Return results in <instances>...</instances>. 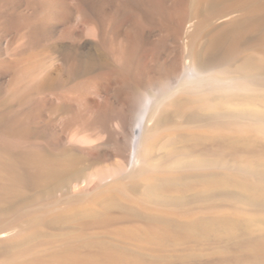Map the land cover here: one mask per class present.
<instances>
[{"label": "rangeland", "instance_id": "374dc122", "mask_svg": "<svg viewBox=\"0 0 264 264\" xmlns=\"http://www.w3.org/2000/svg\"><path fill=\"white\" fill-rule=\"evenodd\" d=\"M137 1L128 9L124 0H100L105 36L98 45L84 33L69 34L77 16L71 0H54L55 17L48 19L59 27L38 29L29 41L20 38L14 24L22 10L18 0L0 14V110L14 109L15 99L36 84L43 83L42 90H78L97 76L103 95L114 96L116 90L120 104L125 80L154 87L180 62L186 39L199 60L215 65L186 94L206 97L202 108L193 103L168 111L147 153L148 178L107 181L99 194L76 202L68 197L88 185L85 178L75 180V189V181L66 178L43 181L0 201V264H58L53 261L61 255L70 260L66 264H264L256 255L264 249V23L240 35L230 26L218 28L258 4L264 15V0L246 5L219 0L211 8H194V0ZM80 4L87 9L84 1ZM140 19L141 48L130 56L129 66H121L113 49ZM246 58L259 67L243 69L240 61ZM242 81L247 86L241 87ZM104 138L97 133L94 140ZM115 161L107 149L92 147L66 176L92 175ZM20 212L27 214L23 221L16 219Z\"/></svg>", "mask_w": 264, "mask_h": 264}, {"label": "bare ground", "instance_id": "6f19581e", "mask_svg": "<svg viewBox=\"0 0 264 264\" xmlns=\"http://www.w3.org/2000/svg\"><path fill=\"white\" fill-rule=\"evenodd\" d=\"M15 1L0 0V14L6 13L7 6L15 3ZM83 1L87 4V9L78 6L81 5L80 0H71L76 8L77 16L75 17L76 29L74 32L70 31L69 34L73 36L76 33H84L85 35H83L90 37L95 44H102L105 29L103 24L99 23L98 16L103 3L100 0ZM124 1L127 8L131 7L134 2L135 4L139 3L137 0ZM218 1L194 0L193 6L198 8L200 4H204L211 8ZM18 2L22 4V10L14 24L19 27L22 40H31L33 36H36L38 29L50 31L52 28L57 29L59 27L56 22L50 23L51 16H53L52 14L58 5L55 4L54 0H18ZM248 2L254 3L255 0L237 1L241 5H246ZM260 8L259 4L252 9L248 8V10L251 9L250 14L224 20L218 28L230 26L234 28L232 32L234 35H240L250 28L262 26L264 15ZM66 12L71 15L72 10ZM46 17L47 20H45ZM141 23V19L136 21L134 28L130 31L129 36L127 35L122 41L121 46H117L118 48L113 49L114 51L112 50L113 60L121 66L122 64L129 66V63L132 62L130 56L137 53L141 48L139 43ZM189 41L186 39V42L183 43L184 49L181 53L180 62L174 64L169 71L164 73L154 87L148 86V84L135 83L129 79L125 80L120 90V100H122L120 104L115 98L118 95L116 90L114 96L103 95L104 90L99 84L100 76H97L90 81L81 83L78 90L68 86L61 90H53L55 87H49L50 90H42L43 83L36 84L35 90H25L18 99H15L17 102L14 109L6 107L0 110V201L12 199L25 188L38 187L43 181H58L66 178L71 183L72 180L75 181L79 177L85 178L88 181L87 186L80 185L77 187L76 181L72 185V188L77 187V189L73 195L68 197V201L76 202L99 194L98 192L101 189L104 190L103 188L108 185L107 181L109 185L117 181L130 184L133 180L146 179L151 176L152 169L147 153L150 152L152 142L159 135L161 126L167 122L168 111L171 109L177 111L188 105L191 106V104L194 106L193 103L199 105L206 99V97L203 99L195 95V97L186 96L189 90L197 89L195 80L201 74L215 67L210 62L199 60L197 53L189 48ZM235 61L238 62V59ZM240 66L247 70L259 67L256 62L249 58L240 61ZM121 68L124 70L123 67ZM259 80V77L256 76L253 81L258 82ZM243 84L246 85L247 82L242 81L239 85L243 87ZM96 100H99V104H95ZM30 101L33 102L32 106ZM48 103L50 104L49 109L46 108ZM35 107L37 112L34 114L35 121L32 125L30 119ZM97 133H103L105 140L96 143L94 139L97 137ZM203 138L205 137L203 136ZM226 139L227 137H225ZM92 147L97 148L100 152L107 149L110 156L116 157L118 161L112 162L109 166L94 172L92 175L83 171L84 173L80 172L79 175H74L75 177H67L70 169ZM219 149L217 148V150ZM68 175L71 174L68 173ZM26 217L27 214L21 213L16 216V219L23 221ZM109 220L105 219L107 223ZM103 222L104 220H98V223ZM256 255L264 258V249ZM104 256L108 255L104 253ZM69 261L67 256L61 255L55 258L53 262L66 264ZM74 261L83 263L77 258ZM34 264H40V261H36Z\"/></svg>", "mask_w": 264, "mask_h": 264}]
</instances>
